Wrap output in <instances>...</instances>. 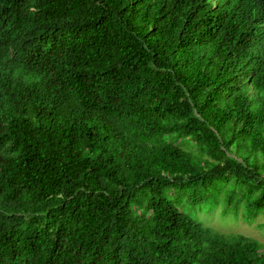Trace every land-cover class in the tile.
I'll use <instances>...</instances> for the list:
<instances>
[{"label":"trees","instance_id":"1","mask_svg":"<svg viewBox=\"0 0 264 264\" xmlns=\"http://www.w3.org/2000/svg\"><path fill=\"white\" fill-rule=\"evenodd\" d=\"M222 189L264 212V0H0V264H264Z\"/></svg>","mask_w":264,"mask_h":264},{"label":"rangeland","instance_id":"2","mask_svg":"<svg viewBox=\"0 0 264 264\" xmlns=\"http://www.w3.org/2000/svg\"><path fill=\"white\" fill-rule=\"evenodd\" d=\"M228 191L222 189L215 197H211L200 204H197L196 207H203L204 210L198 211V214L204 215L205 223L212 225V229L217 227L220 232L228 231L230 233H241L255 239H258L264 243V227L259 225L264 224V212H260L255 219V222L248 224L244 222V211H238L237 213L233 210L232 205H226V195ZM182 206V204H180ZM182 208V207H181ZM185 211H188L187 205L183 206ZM190 213H193V210H190ZM208 216V218L206 217ZM243 219V220H242ZM205 225V224H204ZM264 249V248H263Z\"/></svg>","mask_w":264,"mask_h":264},{"label":"clouds","instance_id":"3","mask_svg":"<svg viewBox=\"0 0 264 264\" xmlns=\"http://www.w3.org/2000/svg\"><path fill=\"white\" fill-rule=\"evenodd\" d=\"M204 217H205V216H204V215H201V214H198V215H197V218L199 219V221H201L202 225L205 224L204 226L208 227L209 229H211L213 232L217 233L218 235H220V234L223 235V233H229L228 231L220 232L219 229H218L217 227H215L214 229H212L213 226H212V225H209V224H206V223H205V221H206L205 219H206V218L203 219ZM206 217L208 218V216H206ZM230 234H234V233H230ZM239 234H241V233H239ZM252 238H253V237H252ZM257 240H258V239H257ZM260 242H261V241H260Z\"/></svg>","mask_w":264,"mask_h":264}]
</instances>
